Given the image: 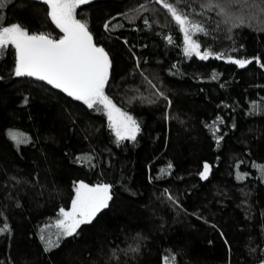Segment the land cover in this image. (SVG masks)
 Returning <instances> with one entry per match:
<instances>
[{
    "label": "trees",
    "instance_id": "16d2710c",
    "mask_svg": "<svg viewBox=\"0 0 264 264\" xmlns=\"http://www.w3.org/2000/svg\"><path fill=\"white\" fill-rule=\"evenodd\" d=\"M205 3L176 0L204 26L207 35L194 37L201 50L222 59L186 57L182 33L156 0L77 9L109 53L105 92L136 119L135 141H118L102 111L15 76L11 48L0 54V226L9 229L0 233V264H164L172 255L175 264H264L261 0H233L247 20L231 31ZM47 12L42 0H4L0 19L58 38ZM229 55L252 63L239 68ZM10 131L30 142L17 145ZM80 180L110 184L112 200L57 241L59 209L71 206ZM41 236L59 246L46 250Z\"/></svg>",
    "mask_w": 264,
    "mask_h": 264
},
{
    "label": "snow or ice",
    "instance_id": "6c2138e0",
    "mask_svg": "<svg viewBox=\"0 0 264 264\" xmlns=\"http://www.w3.org/2000/svg\"><path fill=\"white\" fill-rule=\"evenodd\" d=\"M42 2L47 6V15L52 24L63 35L54 38L50 33L30 32L19 23L5 25L0 19V54L11 48L14 54L15 76L33 77L44 81L68 97L82 102L89 109L96 108L102 111L106 114L109 127L118 141H135L140 131L139 124L132 115L118 107L105 93L112 68L109 53L94 42L87 23L77 18V9L88 4L90 0H42ZM156 2L167 10L171 20L182 33L183 53L186 57L195 56L200 60H207L213 56L215 59L224 58L223 53L201 50V42L194 37L198 34L207 35V32L201 23L196 22L190 14L177 7L176 0L172 2L156 0ZM261 5V15L264 16V0H261ZM3 6L4 0H0V7ZM202 6L210 10L216 9L217 14L222 18L221 22L229 26V31L232 27L246 26L247 17L239 8L233 6V0H207ZM144 22L147 24V19ZM108 27L109 25L105 24V30H108ZM166 39L169 44L174 42L171 35ZM226 59L228 63L235 64L239 68H245L252 63V60L233 58L231 55ZM212 78L215 79L216 76L213 75ZM159 95L163 96V93ZM216 131L219 129L217 128ZM8 135L17 145L30 142V138L22 132L10 131ZM168 167L170 168L171 165ZM256 167L261 172V178H264V164ZM209 171L210 166L205 163L204 170L200 173L201 178L207 179ZM242 178L238 175V179ZM111 187L107 183L89 185L81 181L76 184L70 209L66 210L63 207L59 209V218L55 225L58 229L57 241L61 236L76 235L82 225L92 223L98 213L108 208L109 201L112 200ZM8 230L7 224L0 226V233ZM41 240H45V237L41 236ZM45 242L48 245L46 250L59 246L58 242L51 239ZM163 259L164 264H175L176 261L175 255L171 258L165 256Z\"/></svg>",
    "mask_w": 264,
    "mask_h": 264
},
{
    "label": "rangeland",
    "instance_id": "374dc122",
    "mask_svg": "<svg viewBox=\"0 0 264 264\" xmlns=\"http://www.w3.org/2000/svg\"><path fill=\"white\" fill-rule=\"evenodd\" d=\"M78 18V17H77ZM106 93V92H105ZM107 94V93H106ZM114 102V101H113ZM115 103V102H114ZM117 105V104H116ZM118 106V105H117ZM118 107H120V106H118ZM121 108V107H120ZM123 111H126V110H124L123 108H121ZM126 112H128V111H126ZM129 113V112H128ZM130 115H132L131 113H129ZM133 116V115H132ZM134 118V117H133ZM135 119V118H134ZM136 120V119H135ZM81 181H83V180H80V181H78L77 182V184L79 183V182H81ZM84 183H86V184H89V183H87V182H85V181H83ZM89 185H91V184H89ZM66 210H68V209H70V207L69 208H65Z\"/></svg>",
    "mask_w": 264,
    "mask_h": 264
},
{
    "label": "water",
    "instance_id": "95a60500",
    "mask_svg": "<svg viewBox=\"0 0 264 264\" xmlns=\"http://www.w3.org/2000/svg\"><path fill=\"white\" fill-rule=\"evenodd\" d=\"M94 42H95V40H94ZM96 43V42H95ZM97 44V43H96ZM98 45V44H97ZM98 46H100V45H98ZM111 189H112V187H111Z\"/></svg>",
    "mask_w": 264,
    "mask_h": 264
}]
</instances>
